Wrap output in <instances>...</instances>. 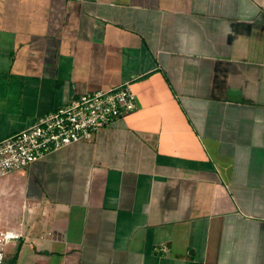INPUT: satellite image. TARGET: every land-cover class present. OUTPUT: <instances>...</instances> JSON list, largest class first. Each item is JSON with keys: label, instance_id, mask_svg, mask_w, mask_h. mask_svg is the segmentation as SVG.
<instances>
[{"label": "crops", "instance_id": "1", "mask_svg": "<svg viewBox=\"0 0 264 264\" xmlns=\"http://www.w3.org/2000/svg\"><path fill=\"white\" fill-rule=\"evenodd\" d=\"M124 84L0 180L5 264H264V0H0V142Z\"/></svg>", "mask_w": 264, "mask_h": 264}, {"label": "built area", "instance_id": "2", "mask_svg": "<svg viewBox=\"0 0 264 264\" xmlns=\"http://www.w3.org/2000/svg\"><path fill=\"white\" fill-rule=\"evenodd\" d=\"M137 108L129 84L84 94L45 116L34 126L0 142V180L11 172L28 168L49 154L82 141ZM20 238L15 231H0V264H5L6 247Z\"/></svg>", "mask_w": 264, "mask_h": 264}]
</instances>
